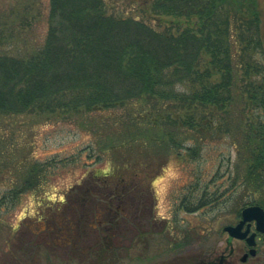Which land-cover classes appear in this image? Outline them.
<instances>
[{
    "label": "trees",
    "instance_id": "trees-1",
    "mask_svg": "<svg viewBox=\"0 0 264 264\" xmlns=\"http://www.w3.org/2000/svg\"><path fill=\"white\" fill-rule=\"evenodd\" d=\"M22 11L26 13L28 8ZM261 21L259 0H49L41 44L17 45L12 52V41L0 39V117L59 113L68 118L112 110L114 121L127 125L148 113L161 114L167 139L143 141L151 161L158 164L171 152L180 161L193 160L206 142L222 138H229L237 150V129L247 115L251 120L244 121L240 135L248 151L243 185L259 189L264 186ZM22 32L19 23L11 35L20 42ZM242 95L247 107L239 109L237 97ZM181 112L183 118L178 115ZM125 145L127 142H122L121 146ZM110 171L102 177L94 174L92 190L73 191L74 197L82 195V204L75 199L65 201L72 214H79L73 218L78 230L69 244L76 253L70 254V259L89 257L84 248L76 247L94 228L85 218V202L89 205L93 198L101 207V201L108 206L110 194H117L137 210L142 201L136 180L153 177L135 173L130 179H112ZM40 172L39 168L29 170L28 178L11 198L33 190ZM232 178L230 185H235L237 171ZM111 184H117L118 189H110ZM223 192L196 178L181 205L188 210L208 203L223 205ZM147 193L151 195L149 190ZM244 200V195L237 196V205L239 201L241 206L253 203ZM107 232L104 230L105 241H109ZM93 245L96 243L91 249ZM29 249L22 247L25 259L31 256ZM103 249L108 252L106 246ZM18 251L3 258L7 263L1 258L0 264H23L17 259Z\"/></svg>",
    "mask_w": 264,
    "mask_h": 264
},
{
    "label": "rangeland",
    "instance_id": "rangeland-1",
    "mask_svg": "<svg viewBox=\"0 0 264 264\" xmlns=\"http://www.w3.org/2000/svg\"><path fill=\"white\" fill-rule=\"evenodd\" d=\"M259 5L264 32V0H259ZM25 7L28 11L23 13ZM48 9L49 0H0V39L12 41L10 51H16L18 46L28 48L42 43ZM19 23L23 34L17 42L18 38L11 33ZM207 59L205 57V61ZM244 96L237 97L239 109L247 107ZM183 113L178 115L183 118ZM113 116L112 110H102L68 118L59 113L0 117V260L7 263L3 258L12 257L11 253L20 249L17 259L23 264H178L186 258V252L175 244L186 242L191 233L196 234L190 238L194 244L204 241V246L212 247L220 241L223 245L218 248L222 249L228 240L223 226L234 220L241 206L240 201L237 205V196L240 199L244 195V201L264 207V186L248 189L243 185L248 151L240 135L250 116L243 115L241 129H237V150L229 138H222L206 142L193 160L180 161L175 152H171L158 164L151 161L150 151L143 148V141L155 137L167 139L161 127L165 116L148 113L127 125L114 121ZM124 141L127 145L121 146ZM35 168L41 169L36 187L11 198V193L18 191V186L28 178L29 170ZM109 170L113 171L112 179H130L135 173L153 177L149 181L148 178L136 180L142 201L137 210L130 207L126 214L121 213L125 218L113 217L105 223L106 227H112L107 232L112 238L111 253L103 249L106 246L102 243L104 231L101 227L93 228L89 237L84 236L76 245L84 248L88 259H70V254L76 255L69 244L78 230L74 219L79 214H72L65 201L69 198V202L75 199L81 203L82 195L74 197L73 191L92 190L94 174L102 177ZM236 171L237 183L230 185ZM196 178L209 182L210 186L217 185L221 192L224 190L221 198L226 202L209 204L206 206L209 213H189L179 208V201ZM114 187L119 186H109ZM137 198L136 192V197L132 198L134 206ZM96 202L93 198L89 205L85 202V218L89 221L93 219ZM230 242L236 244L233 238ZM92 243L96 245L91 249ZM22 247H30L27 252L31 256L27 259Z\"/></svg>",
    "mask_w": 264,
    "mask_h": 264
},
{
    "label": "flooded vegetation",
    "instance_id": "flooded-vegetation-1",
    "mask_svg": "<svg viewBox=\"0 0 264 264\" xmlns=\"http://www.w3.org/2000/svg\"><path fill=\"white\" fill-rule=\"evenodd\" d=\"M109 197L110 199L108 206L106 205V202L103 201H101L104 204V206L102 207L98 204V201L94 204L95 211L92 213L93 219L89 221L93 222L94 224L93 225L90 223V226H92V228L101 227L104 228V230H108V232H110L112 227H106L105 223L109 222V220L111 218L113 219V217L125 218L123 214L127 211H130L131 208L129 207V203L123 199H120L119 195L115 194L113 196V194H110ZM249 204L257 203H247L246 205ZM208 205L209 203L205 205V207ZM246 205H242L240 206V208H237L234 220L225 225H237L238 223H240L242 220V209ZM178 206L179 208L183 209L181 200L179 201ZM260 206L263 207L262 205ZM184 211H187L189 213H196L199 211L203 213H209L210 210L206 207L203 209L198 208L195 210L184 209ZM110 213H112L111 217L108 216L110 215ZM100 216L101 218H99ZM223 231L225 230L223 229ZM244 232L245 234L243 235V237H232L226 232L228 234V240L225 242L224 246H221L222 249L218 248V245H223L220 241L216 242L212 247H208V245L204 246V241L198 242V244H194L193 241L190 240V238L192 239L195 233H191L189 237H187L186 242H177L175 244L176 248H182L181 251L186 252V258L179 261L178 264H264V234L256 229V220L254 218L246 219L241 222L239 233ZM104 234L102 235L103 238L106 236H104ZM108 238L109 241L104 240V242L102 243H105L106 247L108 248V252L110 251L111 253L113 247L112 238L110 239V235H108ZM230 238H233L236 241V244L231 243ZM247 238H250L253 243L249 244ZM181 251L179 250L178 255Z\"/></svg>",
    "mask_w": 264,
    "mask_h": 264
},
{
    "label": "water",
    "instance_id": "water-1",
    "mask_svg": "<svg viewBox=\"0 0 264 264\" xmlns=\"http://www.w3.org/2000/svg\"><path fill=\"white\" fill-rule=\"evenodd\" d=\"M256 220V229L264 234V209L259 205H248L242 209V221L246 219ZM241 222L237 225H225L223 229L232 237H243L244 233H239ZM264 238V236H263ZM249 244L253 241L247 238Z\"/></svg>",
    "mask_w": 264,
    "mask_h": 264
}]
</instances>
